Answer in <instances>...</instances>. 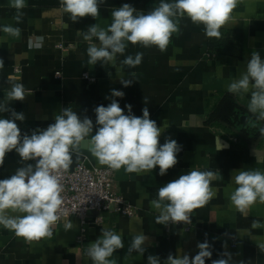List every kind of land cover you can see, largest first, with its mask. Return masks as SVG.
Returning a JSON list of instances; mask_svg holds the SVG:
<instances>
[{
  "label": "crops",
  "instance_id": "obj_1",
  "mask_svg": "<svg viewBox=\"0 0 264 264\" xmlns=\"http://www.w3.org/2000/svg\"><path fill=\"white\" fill-rule=\"evenodd\" d=\"M159 2L105 0L97 20L88 16L73 23L62 11L60 0H26L22 22L17 24L11 0H0V59L4 61L0 69V100L9 87L7 76H19L29 95L23 101L10 102L9 106L25 116L23 122L16 121L22 133L30 135L34 129L47 128L66 107L77 112L81 119L85 116L92 119L95 132L94 108L111 103L106 97L116 89L125 93L123 98H115L125 114H128L126 104L132 105L136 116H142V109L147 106L150 118L161 127L159 143L171 138L182 146L177 164L164 176L159 175L158 166L140 175L126 173L123 168L115 171V189L131 205L134 214L107 212L103 222L96 224V213H92L83 243L77 239L81 224L76 218L57 221L51 237L30 243L0 226V264H92L87 248L103 228L114 230L123 239L124 248L112 257L116 264H147L148 255H157L163 261L170 253L194 257L199 251L197 244L205 240L212 251L205 264H212L224 252L231 254V264H264V252L257 246L264 243V204L256 203L244 217L229 199L237 187L232 176L239 170L264 172V135L246 125L251 115L247 111L251 93L234 95L238 109L230 117L231 124H206L210 109L228 93L227 86L239 77L251 53L258 51L264 59V0H240L232 19L221 27L219 39L208 38L202 25L183 18L180 31L173 34L166 51L129 43L114 63H87L89 42L83 39V33L89 26L97 23L106 28L111 23V10L124 3L147 13ZM5 25L19 27L20 35L4 33ZM92 42L98 43L95 38ZM211 42L221 44L225 51L212 52ZM138 52L143 53L140 65L129 68L121 64L127 55L134 57ZM56 72L61 76L57 77ZM86 73L96 80L86 79ZM121 79H131L133 83L124 87ZM9 115L0 113V118ZM217 139L221 144L219 150ZM83 162L90 167H102L95 158L93 162L87 158ZM35 163L21 161L13 150L0 166V179ZM193 169L220 174L211 184L215 196L192 212L191 225L172 224L167 231V226L156 224L159 213L151 201L157 199L161 186ZM254 220L261 226L252 228ZM65 224H71V229L65 230ZM140 232L149 237L144 255L134 252L126 257L132 236Z\"/></svg>",
  "mask_w": 264,
  "mask_h": 264
},
{
  "label": "clouds",
  "instance_id": "obj_2",
  "mask_svg": "<svg viewBox=\"0 0 264 264\" xmlns=\"http://www.w3.org/2000/svg\"><path fill=\"white\" fill-rule=\"evenodd\" d=\"M105 0H60L62 11L76 23L81 18L100 16L99 8ZM240 0H160L158 6L147 13L138 11L129 3L111 10V23L106 28L93 24L83 33L88 43V64L114 63L117 55L125 53L128 44L148 48L155 46L166 51L173 34L180 31V20L188 18L203 26L208 38L221 37L220 29L232 19L233 10ZM10 6L16 10L13 19L22 22L26 0H11ZM2 31L11 36H19L21 29L5 25ZM98 43H93V39ZM143 53L127 55L122 65L135 68L142 62ZM4 61L0 59V69ZM20 77L9 74V85L3 100H0V113H9L8 118H0V166L5 157L15 150L21 161H35L26 164L8 178L0 179V226L11 231L26 242L39 241L53 235V226L63 214V185L61 178L73 163V154L84 148L101 166L113 171L124 169L126 173L147 174L157 166L159 175L164 176L174 167L181 145L176 140L166 138L159 143L162 134L155 120L150 118L148 107L142 109V116L132 113V105L126 104L128 114L115 98H123L125 93L111 90V103L94 108L95 132L92 119H83L66 107L55 115V122L45 129H34L31 134L22 133L16 121L23 122L25 116L11 108L10 102L23 101L29 95ZM124 87L133 83L131 79H121ZM233 95L249 94L251 97L247 111V126L257 128L264 135V59L258 51L251 53L239 77L227 86ZM148 100L145 97V104ZM254 117L255 119H252ZM90 137V138H89ZM218 149L221 148L220 142ZM220 178L218 172L193 169L164 184L157 191V199L151 201L158 211L156 224L169 223L191 225L192 212L205 206L214 196L211 184ZM232 180L237 186L230 194V202L242 216L247 217L256 203L264 204V172L260 170H239ZM254 220L252 228L260 227ZM65 230L71 224H65ZM149 237L143 232L133 235L126 257L135 252L144 255ZM264 252V243L257 245ZM124 248L121 235L109 228L101 229L100 236L89 243L87 257L92 264H116L114 253ZM199 249L194 257L187 254L172 255L161 261L157 255H148L147 264H205L211 259V245L205 240L197 244ZM232 256L224 252L212 264H231ZM243 264V262H241Z\"/></svg>",
  "mask_w": 264,
  "mask_h": 264
},
{
  "label": "built area",
  "instance_id": "obj_3",
  "mask_svg": "<svg viewBox=\"0 0 264 264\" xmlns=\"http://www.w3.org/2000/svg\"><path fill=\"white\" fill-rule=\"evenodd\" d=\"M15 70L19 72L18 68ZM56 76L60 77L61 73L56 72ZM84 77L92 82L96 80L88 73L84 74ZM232 140L236 141L237 139L232 138ZM61 183L64 189L62 192L63 214L59 221L71 218L79 220L81 231L77 239L80 243L85 241L92 213H96L94 218L96 224L103 222L104 214L107 212L126 216L134 214L131 205L115 189V171L108 169L106 166L90 167L81 162L73 170L63 173ZM171 225V223L167 225V231H169Z\"/></svg>",
  "mask_w": 264,
  "mask_h": 264
},
{
  "label": "trees",
  "instance_id": "obj_4",
  "mask_svg": "<svg viewBox=\"0 0 264 264\" xmlns=\"http://www.w3.org/2000/svg\"><path fill=\"white\" fill-rule=\"evenodd\" d=\"M210 47L212 50H214L212 52L215 53H221L225 51L224 49H222V45L216 42H211ZM236 109H238V105L236 103L234 95L231 93H225L221 97V99L217 103H215L210 109L206 119V124L210 126L229 125L231 124L230 117ZM244 141L247 143V139Z\"/></svg>",
  "mask_w": 264,
  "mask_h": 264
},
{
  "label": "water",
  "instance_id": "obj_5",
  "mask_svg": "<svg viewBox=\"0 0 264 264\" xmlns=\"http://www.w3.org/2000/svg\"><path fill=\"white\" fill-rule=\"evenodd\" d=\"M87 142L84 144V148L80 152L73 154V163L70 165L69 170H73L79 163L83 162L86 158L91 162L94 161V157L87 151Z\"/></svg>",
  "mask_w": 264,
  "mask_h": 264
}]
</instances>
